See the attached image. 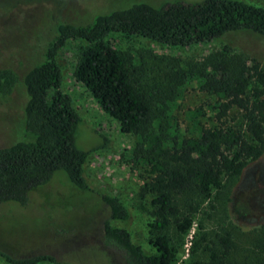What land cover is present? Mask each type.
I'll return each mask as SVG.
<instances>
[{"label": "trees", "instance_id": "trees-1", "mask_svg": "<svg viewBox=\"0 0 264 264\" xmlns=\"http://www.w3.org/2000/svg\"><path fill=\"white\" fill-rule=\"evenodd\" d=\"M237 32L264 37V7L245 0H176L160 7L137 3L99 15L87 25L58 24L53 29L54 41L23 79L26 139L0 147V204L27 205L35 189L63 170L75 188L97 193L107 206L109 217L103 223L101 242L121 256L122 264H178L175 248L163 232L174 224L175 230L186 236L194 221L191 215L182 214L174 196L194 190L203 198H211L214 191L223 189L224 179L240 176L264 153V80H260L264 70L236 55L230 45L176 69L170 91L196 80L200 91L217 97L214 103L206 104L217 124L209 127L203 123L201 118L208 113L206 107H200L192 112L187 131L160 124L155 131L151 129L152 103L132 80L126 57L106 39L122 33L162 45L190 47ZM74 40L85 43L79 51L75 79L106 114L118 121L123 133L140 138V159L153 175L143 189L155 196L154 221L150 224L155 253H147L135 243L130 230L122 225L130 218L123 202L96 192L86 180L89 151L79 148L76 141L82 117L63 88L59 62V52ZM254 79L260 81L259 90L250 93L248 87ZM234 108L242 111L246 132L228 123ZM212 244L204 247L208 259L203 261L195 257L199 244L192 242L191 258L183 264H232L229 258L236 244L230 232L219 235ZM0 258L8 264H72L49 253L16 257L0 250ZM240 264H264V248L255 261Z\"/></svg>", "mask_w": 264, "mask_h": 264}, {"label": "rangeland", "instance_id": "rangeland-1", "mask_svg": "<svg viewBox=\"0 0 264 264\" xmlns=\"http://www.w3.org/2000/svg\"><path fill=\"white\" fill-rule=\"evenodd\" d=\"M172 1L176 0H0V147L26 139L23 79L54 41L53 29L58 24L66 21L87 25L99 15L128 9L133 4L160 7ZM245 1L264 7V0ZM106 41L126 57L132 80L152 103L151 129L155 131L159 124L187 131L191 128L192 112L200 107H206L208 113L201 121L209 127L217 124L206 106L217 97L200 91L196 80H188L170 91L176 69L186 68L230 45L236 55L264 70V37L248 32L227 34L190 47L162 45L122 33H114ZM84 45L82 41H70L59 52V62L63 88L82 117L76 141L79 148L89 151L86 180L96 192L110 194L123 202L130 218L122 225L130 230L135 243L147 253H155L156 248L150 242L155 196L143 189L153 175L140 159V138L123 133L118 121L106 114L90 91L75 79L74 69ZM259 82L251 81L250 93L258 92ZM227 121L246 132L240 109L234 108ZM223 183V189L214 191L211 198H203L194 190L174 196L182 214L191 215L194 221L186 236L180 235L174 224L163 232L175 248L178 264L191 258L192 242L199 244L195 257L207 260L204 247L213 245L225 232H230L236 244L229 258L232 264L252 262L262 255L264 153L240 176L224 179ZM108 217V208L97 193L75 188L67 174L59 170L50 182L31 193L27 205L0 204V250L16 257L49 253L72 264H122L121 256L101 242L103 223ZM0 264L8 263L0 258Z\"/></svg>", "mask_w": 264, "mask_h": 264}]
</instances>
